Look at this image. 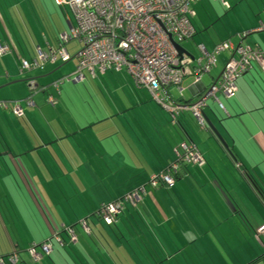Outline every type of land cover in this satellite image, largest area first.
I'll list each match as a JSON object with an SVG mask.
<instances>
[{"label":"crops","instance_id":"0c3cea01","mask_svg":"<svg viewBox=\"0 0 264 264\" xmlns=\"http://www.w3.org/2000/svg\"><path fill=\"white\" fill-rule=\"evenodd\" d=\"M51 1L58 8L54 0ZM201 1L192 5L191 23L195 35L190 42L196 53L182 45L186 53L182 55L206 59L200 47L211 55L216 46L228 41L235 47L264 52V0H230L229 10L224 9L219 0H211L222 11L214 6L212 9L205 7L210 0H204V6L198 11ZM5 4V0H0V45L7 47L9 53L0 56L5 67V70L0 67V90L23 82L29 90L31 81H35L37 87H44L49 70L56 69L52 64L36 72L35 69L24 71L30 73L24 81L14 75L16 66L7 56L13 57L20 74H23V62L29 63V56L23 46L20 54L21 47L13 40L9 17L7 20L4 17L9 8ZM64 12L62 17L71 30L76 25H72L67 9ZM26 13L30 16L26 28L32 34L35 27L32 9L26 8ZM246 34L249 35L244 38ZM60 48H50L46 43L42 53L53 54ZM37 51L39 54L40 48ZM231 58V53L223 54L211 73L202 76L201 84L195 85L193 78H187L182 84L184 102L189 105L200 100L221 77ZM36 60L39 61L38 55L32 56V63ZM87 74L95 82L106 78L104 82L117 84L120 94H125L121 101L114 103L113 114L107 113V116L100 110L97 114H89L86 108L74 102L68 90L58 93L50 84L45 87L47 94L33 97L32 106H22L21 114L16 115L13 107L0 106V143L9 150L4 156L0 151V195L12 194L17 203H25L27 208L32 204L33 218L29 217L28 221L35 220L44 228L42 238H30L24 246L49 242L61 226L71 228L80 220H88L97 228L94 229L97 239L93 238L96 251L91 250L94 249L91 243L78 250L71 247V251L64 253V260L54 251V257L50 258L55 264H216L215 260L242 259L243 254L247 260L250 253L257 252L261 253L260 257L255 254V260L250 258L246 264H264V240L261 238L264 234H260L264 215L259 213L260 204L264 211V73L261 69L254 65L238 80V92L232 100L219 98L218 103L207 102L204 114L208 129H199L189 111L174 119V114L166 108L172 107V103L162 98L158 102L147 91L138 90L124 71L95 77L86 73L82 84H87ZM103 86L109 88L104 83ZM50 87L53 91H49ZM49 97H60L63 110L58 111L60 102L57 107L47 104ZM3 102L8 106L13 104L8 100ZM66 116L73 123L71 127L57 120ZM185 145L197 148L205 162L201 169H196L197 166L181 168L173 188L150 191L148 198L136 208L127 206L111 229L97 225L95 215L101 206L119 201L146 185L154 175H166L179 161ZM50 158H62L63 162L51 167ZM38 172L43 174L41 182ZM74 179L77 181L74 187L80 189L75 193L88 194L92 197L88 202L97 204L89 216L81 206L70 207L68 212L63 207L69 205V194L73 197ZM90 180L94 181L95 195L90 189H84ZM105 195L114 199L100 203ZM185 195H190L189 203ZM247 201L257 208V216H250L248 203L244 204ZM58 206L66 212L56 215L54 211ZM2 218L0 216V232L13 242L7 228L14 223H10L8 217ZM136 220H139L141 232L135 226ZM36 224L34 229H40ZM17 227L21 235L23 227ZM256 232L259 240L262 239V247L252 248ZM157 234L159 238H173L171 242L176 247L172 252L156 242L159 240L158 236L155 238ZM249 241H252L250 248ZM153 243L158 246L155 252H152Z\"/></svg>","mask_w":264,"mask_h":264},{"label":"built area","instance_id":"2783aa9c","mask_svg":"<svg viewBox=\"0 0 264 264\" xmlns=\"http://www.w3.org/2000/svg\"><path fill=\"white\" fill-rule=\"evenodd\" d=\"M196 1L198 0H54L56 6L62 10L70 8L76 20L70 36L62 37L63 42L77 40L83 45V51L77 56L76 71L67 81L84 82L86 73L95 77L110 70L124 71L137 89L148 90L160 102V90L177 88L182 95V84L187 78H193L195 85L201 84L202 76L211 73L218 59L225 53H231L232 58L227 60L221 77L200 100L190 107H166L174 115L180 111H189L198 126L206 128L204 112L208 107L207 102L213 100L218 103L219 96L227 101L232 100L238 92V80L249 73L254 65L264 73V52L235 47L228 41L214 48L211 55L200 47L206 59H192L179 54L174 43L181 46L195 35L191 16L192 5ZM219 1L224 9H230V0ZM8 53L7 47L0 46V56ZM57 54L63 62L70 60L64 48ZM39 59L46 63L48 60L55 62L57 58L54 53H40ZM38 67V63L33 66L26 62L22 64L23 71ZM31 87L35 88L33 82ZM26 104L28 107L33 105L31 100ZM22 112L20 104H15L14 113L18 115ZM183 152L187 155L186 164L200 168L205 165L194 147H185ZM160 180L169 187L173 186L170 177L153 176L149 187L155 189ZM146 192V188L142 187L117 202L103 205L98 212L99 218L107 226L115 225L125 208L136 207ZM82 229L89 233L84 222ZM69 233L72 241L76 242L73 232ZM260 234H264V229ZM42 249L46 254L51 252L48 245H44ZM32 257L37 259L38 255L32 252Z\"/></svg>","mask_w":264,"mask_h":264},{"label":"rangeland","instance_id":"374dc122","mask_svg":"<svg viewBox=\"0 0 264 264\" xmlns=\"http://www.w3.org/2000/svg\"><path fill=\"white\" fill-rule=\"evenodd\" d=\"M5 1H6L5 6H8L9 8L12 6L13 8H10V9L8 8L7 13L4 15V17L6 20L9 17L10 26L13 30V40H17V42L19 43V47H21L20 54H22V46H23L25 54L27 56H29V63H32V61H31L32 56L38 55V57H39V54L37 51L38 48H40V50L42 52H45L46 39L42 35L45 34L47 39L49 41H51L50 43L53 42L54 36L55 37H57V36L61 37L63 34H67L68 36H70V34H71L70 27L66 23L64 18L62 17V14L63 13L65 14V12L64 11L61 12L60 9L56 8L51 0H5ZM202 4H204V0L201 1V3L198 5L199 6L198 11H201V8L204 6V5L202 6ZM212 6H214L215 8L217 7L220 11H222V8L219 5L214 4L211 0L209 1V3H205V7L209 8V9H212ZM25 7L26 8H32V15H33L32 23L35 22L38 18L37 21L39 22V26L35 22V24H34L35 27L33 28L32 34H30L26 28V20H29L30 16H29V14L26 13ZM67 12H68L69 17L71 18L72 25L75 26L76 21H75L73 12L71 11L70 8L67 9ZM212 14H213V12H212ZM43 17L46 18L45 24L43 22ZM14 34H15V37H14ZM32 37H33V39H32ZM191 43L192 42L184 43L183 47H186V48L190 49L193 53H196L195 47L192 48ZM29 47L32 50H28ZM65 47H66L67 52L71 58V61L65 65H62L61 61H60L59 66L55 67L56 69L49 70L50 73H48V76L45 78L46 80H48L47 83L45 84L46 86L51 84L52 82H54L56 79L57 80L58 79H64L67 77L71 78L72 74L76 70V67L78 64L76 56L79 55L83 51V45L80 42H78L77 40H74V41H71L70 43H68ZM29 53H32L31 56L29 55ZM7 59L11 60L13 62V64L17 67V68L14 67L15 68L14 75L19 78V81H21V80L24 81V79L30 73L20 74L18 65L16 64L13 57L11 55H8ZM3 62H4L3 59L0 58V67H2V70L3 69L5 70V67L3 66ZM36 69H38V68H36ZM36 69H35V72L37 71ZM109 75H112V74L109 73ZM86 76H87L86 77L87 78V84L74 83V82L68 83L65 85V90H68V92H70L74 96V98H73L74 102L76 104H80L84 108H86V110L88 111L89 114H93V113L97 114L98 110L105 113L106 115H107V113L113 114L112 110L115 108L114 103L121 101V97H124L125 94H123V93L120 94V91H119L117 84L110 85L108 82H104V80H106V78L105 79L100 78L97 80V82H95V81H92L90 79L88 74ZM70 80H72V79H70ZM41 81H43V79ZM102 82L104 84H106L107 86H109V88L104 87ZM28 91L29 90L26 89V85L24 82L19 83V84L14 85V86H11V87H8V88H5L3 90H0V105L2 103H4L3 100H6V101L8 100L9 101L8 103L18 102V103L22 104L23 103L22 101L28 95ZM49 91H53L51 87L49 88ZM173 96L178 98L177 92H174ZM186 97H188V93L186 94ZM219 98H222V97L219 96ZM59 102H60V106L58 108V111H60V109L63 110L61 100H59ZM27 107H28V105H27ZM57 120L60 123H63V124L66 123L70 127H71V124H73L72 121H70L67 116L62 118V119H57ZM194 132L196 133V129H194ZM0 141H2L1 137H0ZM183 150H184V148H183ZM195 150L198 152L197 148ZM180 152H181V154L184 153L183 151H180ZM50 161H51V167L52 166L56 167V165H61L63 162L62 158H53L52 160L50 158ZM75 166H76V168L80 169L79 165L75 164ZM191 166L194 167V165H191ZM81 167H82V165H81ZM196 169H201V168L197 166ZM41 175H43V174L38 172L40 182L42 181V178H43ZM57 178H59V177H57ZM58 182H59L58 184L61 185V183H60L61 179H58ZM76 183H77V181L74 179L73 180V192H72L73 197L69 194L70 192L67 191L69 194V196H68L69 205H66L63 207H65L67 212H68L70 207L74 209L77 206H81L83 208L84 212L86 213L85 215L89 216L92 213V211H95L94 209H95V207H97V204H92V203L88 202V201H91V198H92L88 194H86V195L76 194L75 191H80V189L78 187H74V185ZM93 183H94V181L90 180L89 185L88 186L85 185L86 188H84V187L83 188L85 189V191L90 189V191H92L95 195L96 188L93 187ZM59 187L63 188L62 186H59ZM141 187H145L147 193L152 191L151 187H149L148 184L141 186ZM171 187L173 188L174 186H171ZM128 188H130V186H128ZM138 189L139 188H137L136 190H138ZM182 190H183V195H184V191L186 190L184 183L182 185ZM20 191L22 192L24 190L19 189V192ZM190 195L184 196L185 200L188 203H189ZM26 197H27V195H26ZM71 197L73 200L71 199ZM27 199H28V197H27ZM113 199L114 198L111 197L110 195H105L100 199V203L103 201L104 202L105 201L110 202ZM257 202H258V204L261 203L259 201V199ZM247 203H248V208L250 209V216L251 215L257 216L258 215L257 208L254 207L253 204L251 202H248V201L244 203L245 206L247 205ZM17 204H18V206H17ZM98 205H100V204H98ZM32 207H33V205H32ZM43 207L46 208L45 206H43ZM136 207H134V208H136ZM260 207H261V204H260ZM260 207H259V213H260V215H264V211ZM62 208L60 206L56 207L55 209L57 211H54L55 214L61 215V213L66 212ZM9 213L12 214V218L9 217L11 219L10 223H14V226L21 225L23 227V230H24L23 239H25L27 242H29L30 241L29 239L32 238L31 231L35 230L33 226H35L36 221L35 220L34 221L31 220V222L28 221L29 216H26L28 212H27L25 203L24 204L17 203L12 194H1L0 195V216L3 217L2 219L4 220L9 215ZM5 214H6V216L4 217ZM175 218H177V217H175ZM78 219H81V218H78ZM250 219H253V217L252 218L250 217ZM80 221H83V220H80ZM40 224H42V223H40ZM262 225H263L262 229H264V222L262 223ZM135 226L137 227L138 232L139 231L141 232V228L139 226V220L135 221ZM159 228L157 229L158 231H160ZM256 234H257V232L254 234L255 238H257L255 241L256 243H255V245L251 246L252 248L257 247V245L262 247V239L264 240V236L261 237L262 238L261 240H259L260 237H258V235H256ZM157 236H158L159 240H156V242L167 247V250L169 251V253L173 251V247H176L175 243L171 242L173 240L172 237L169 236L168 239L164 238V237L159 238V235L157 234L155 236V238ZM13 237L14 236H12L11 238H13ZM251 242L252 241H249V248H250ZM7 245H10L9 238L7 237V235L4 232L3 233L0 232V254L3 253V252H1V250L4 251L5 246H7ZM157 248H158V246L155 243H153V250L154 251H152V252H155ZM56 249H57V247L55 248V251H56ZM255 254H256V256H259V257L261 255V253H258V252L253 253V255L250 253L249 258H247V260H246V256L243 254L244 258L239 259V260L223 259V260H215V262H216V264H241V263L246 264L250 258L255 260V257H256ZM26 255L29 256V253H27ZM51 256L54 257L53 254ZM29 258L30 257H26V259H29ZM30 262L33 264L32 261H30ZM48 262L50 263V261H48ZM250 262H251V260L249 261V263Z\"/></svg>","mask_w":264,"mask_h":264},{"label":"trees","instance_id":"16d2710c","mask_svg":"<svg viewBox=\"0 0 264 264\" xmlns=\"http://www.w3.org/2000/svg\"><path fill=\"white\" fill-rule=\"evenodd\" d=\"M37 20H38V18H37ZM37 20L35 22L39 26V22ZM45 20H46V18L43 17L44 24H45ZM42 36L46 39V43L48 44V46H50V48L58 49L59 47H61L56 53L54 52V56L57 58L56 61L53 62L52 60H48L46 62L47 64H52V65L58 67L59 66V63H60V57H59V54H57V53L61 49H63V47H62L63 45H67L68 43H64L63 40H62V38H61V40H59L60 38L58 36L57 37L54 36L53 42L50 43L51 41H49L47 39V37H46L45 34L42 35ZM193 38H194V36L191 38V40ZM187 42H190V40L187 41ZM187 42H184V43H187ZM184 43H182L181 46ZM49 55H51V54H49ZM76 59L78 61V57ZM70 61H71V58H70V60L68 62H70ZM68 62H64L63 63V61H62L61 64L62 65H65ZM35 63H39L38 60L33 61V63H28V64L30 66H33V64H35ZM47 64H45L42 67L39 66L38 69H44V67ZM108 72L109 73H113V72H116V71L110 70ZM108 72H106L105 74H107ZM67 79H68V77L67 78H64V79L55 80L50 85L56 87V89H58L57 92L60 93L61 91L65 90L64 88H65V85L66 84L72 83V82H68ZM45 87H47V86H44L43 87V85L42 86L41 85H38V87H37V85H36L35 88L30 87V89H29V95H28V97L25 100L22 101L23 102L22 104L16 102V103H13V104H11V105L8 106L7 103H5V104L2 103L0 106L1 107L3 106L2 108H11V107L15 108V104H20V106L22 108L23 105H26V102L27 101H30L31 100L33 102V97L34 96H36L38 94H41V93H44L46 91L45 90L46 89ZM142 90L147 91L150 94V96L153 98L152 94L148 90L143 89V88H142ZM174 92H177L178 98H176V97L173 96ZM44 94H47V93L45 92ZM159 97H160V100L162 98V101H164V102L165 101H168V104L169 103H172V107H170V108H173V109L174 108H177L178 106H185V107L188 106V107H190L191 105L194 104V103H191V104L189 103V105L186 104L184 102L185 100H183L184 99V94L181 95L177 88H172V87L163 88L162 90H160V96ZM59 99H60V97H58L57 99H55L53 97H49L47 99V104H49L52 107H57L59 105ZM182 102H184L185 104L182 103ZM168 108H169V106H168ZM22 110H24V109L22 108ZM182 112H184V111H180V113H182ZM176 116H178V114L172 115V117L174 119L176 118ZM191 117L193 118L192 115H191ZM194 121H195V124H197V122H196L195 119H194ZM197 126H198V124H197ZM208 127H209V125H208ZM208 127L206 129H208ZM199 129H202V128H199ZM185 132H186V134H188L187 131H185ZM185 147H188V146L185 145L183 148H185ZM0 149H1L0 151L2 152V156H4L5 154H8V152H9L8 148L3 143H0ZM186 156L187 155H185V153L180 154L179 161L176 162L174 165H172V168H170V170L165 173L166 175H164V174H158V175H154V176H166V177H170V179L173 181V186H174L175 185V181H176V179L178 178V175L181 172V168H184V167H187V166H191L189 164H186V162H185ZM175 167H177V169H174ZM149 183H150V180L148 181L147 184H149ZM161 188L162 189H165V188H169V186L166 185L162 180H160L159 183H158V185H157V187L155 189H152V188L151 189H152V191H156V190L161 189ZM148 196H149V194L146 192V195L144 196V198L142 199L141 202H143L146 199V197L148 198ZM141 202L138 205H140ZM106 205H108V204H106ZM30 206L32 207V205L29 204L28 208L27 207L26 208H27V212L29 214V217L30 218H33L32 211L30 210ZM99 210H98V212H99ZM98 212L95 215V218L98 220L97 225H99L101 227L104 226V227H107V228H110V229L113 228L114 225L113 226H107V225H105L102 222V220L98 216ZM11 213H9V215L7 216L8 218L9 217L12 218V214ZM5 216H6V214L4 215V217ZM119 218H118V220H119ZM83 222L86 224V226H87V228L89 230V233H86L83 229H81L82 228V221H80L78 224L72 226L71 228H68L66 226H61L59 228V230L56 232V234L54 235V239H50L49 242H47V240H46V241L41 242V243H31L29 245V247H27V248H26V246H24L25 244L28 243L25 239H23L24 231L20 235V234L17 233L18 231H20L17 226H9V228H7V229H8V232H9L10 236H14L13 237L14 238V241L13 242H10L9 241L10 245L5 246L4 251L1 250V252H3V253L0 254V264H32L30 261H32L33 264H42V263L43 264H55L54 261L50 258V256L52 254H54V251H55V248L56 247H57L56 251L60 255L59 257L62 258L63 260H64V253L66 252V250H68V251L70 250L71 251V247H72V249L78 250L79 248H82L84 246V244L86 245L88 243H91V245L94 247V249H91V250L92 251H94V250L96 251V242H94L93 238L94 239H97V237L95 235V230L97 228H95L96 226H92L93 224H89L88 220L83 221ZM37 228H40V229H36L35 228L34 231H31L32 239H35L37 236H38V238L39 237H41V238L43 237L42 236V233L44 232V228L41 227V226H39V224L37 225ZM69 231H72L73 234L75 235L76 242L72 241V236L69 233ZM57 239H58L59 242L57 241ZM44 245H48V246L51 247V252L49 254H46L43 251L42 248H43ZM32 252H35L38 255V258L37 259H35V258L32 257ZM27 253H29V256L26 255ZM26 257H30V258L29 259H26ZM48 261H50V263Z\"/></svg>","mask_w":264,"mask_h":264},{"label":"water","instance_id":"95a60500","mask_svg":"<svg viewBox=\"0 0 264 264\" xmlns=\"http://www.w3.org/2000/svg\"><path fill=\"white\" fill-rule=\"evenodd\" d=\"M175 49L179 52V54H186L181 46L174 43ZM191 58V57H190ZM193 59V58H192Z\"/></svg>","mask_w":264,"mask_h":264},{"label":"bare ground","instance_id":"6f19581e","mask_svg":"<svg viewBox=\"0 0 264 264\" xmlns=\"http://www.w3.org/2000/svg\"><path fill=\"white\" fill-rule=\"evenodd\" d=\"M1 46V45H0ZM40 53H42V52H40ZM40 53H39V55H40ZM42 54H45V53H42ZM38 59H39V57H38ZM38 62H41L40 61V59H39V61ZM27 63V62H26ZM39 64V66H43V65H45V64H47V63H43V65H40V63H38ZM34 65V64H33ZM32 69H36V68H32ZM25 72H30V71H25ZM24 71H23V73H25ZM34 83L35 84V87H36V83H35V81H31V82H29V84H30V87H31V83ZM33 103V102H32Z\"/></svg>","mask_w":264,"mask_h":264}]
</instances>
